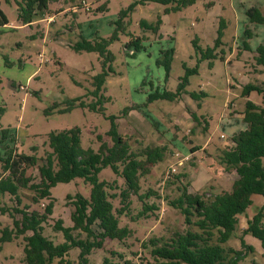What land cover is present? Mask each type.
I'll list each match as a JSON object with an SVG mask.
<instances>
[{"label": "rangeland", "instance_id": "obj_1", "mask_svg": "<svg viewBox=\"0 0 264 264\" xmlns=\"http://www.w3.org/2000/svg\"><path fill=\"white\" fill-rule=\"evenodd\" d=\"M0 3L9 20V25H0V140L3 130H10V138L0 144V154L5 153L7 144L15 153H35L40 158L38 165L26 169L31 182L20 186V204L10 193L0 194V231L6 226L13 227L14 216L22 217L14 207L43 211L48 203V199L36 202L41 192L31 183L41 180L39 165L51 151L48 145L51 131L79 127L82 146L97 150L101 144L99 135L112 144L107 132L113 122L119 132L129 138L132 150L139 154L146 148L164 147L163 160L147 165L148 171L140 178L141 193L156 191V195L145 200L157 208L140 215L144 204L138 195H131L130 211L121 217V224L131 230L130 235L122 241L106 239L103 248L94 249L88 256V264H103L104 257L111 256V250L142 264L146 259L151 260L148 249L144 248L151 238L162 245L175 232L197 229L171 201L181 195L186 185L190 192L212 198L216 193L231 190L238 177L235 169H227L221 163L220 156L233 144L232 136L247 128L243 114L247 100L264 106L263 92L243 95L247 83L264 87V66L257 61V47L264 44V24L250 21L247 14L251 7H258L264 13V0H197L185 7L177 0L169 3L51 0L48 9L43 13L37 11L31 26L24 27L17 14L22 0H0ZM101 5H105L106 10L97 11ZM167 8L170 10L166 13ZM124 11L126 16L119 25ZM159 19L162 23L158 31L141 24L146 20L155 25ZM115 32L118 39L109 48L115 54L112 64L116 73L110 74L105 84L106 101L102 103L105 111L76 107L61 113L54 109L50 113L53 103H61L62 108L64 101L78 96L85 95L87 103L97 101L98 98L86 94L94 88V76L102 71L99 54L78 53L71 45L81 38H108ZM136 37L141 38L145 49L133 56L134 47L129 46V41ZM196 38L202 48L214 47L219 41L218 57L200 61L199 74L189 77L188 91L203 90L208 94L201 99L202 107L199 108L198 102L187 92L174 101L148 102L151 92L176 90L180 77L185 74V63L188 67L197 64L202 54L194 47ZM171 48L174 49L173 60L169 78H166L165 68L157 60ZM192 112L200 120L196 121ZM3 172L0 161V177ZM99 178L117 182L120 188L112 192H120L126 186L111 167L104 168ZM90 193L91 184L83 178L53 187L55 207L44 224L45 235L57 243L63 241L64 235L54 228L55 222L62 219L64 226H72L73 197L82 194L88 198ZM252 198L253 204L239 215L236 230L226 245L243 249V238L254 251H248L241 263L264 264L261 241L245 233L249 221L264 204L262 195ZM114 204L121 206L120 197L114 199ZM74 233L86 237L81 230ZM25 243L23 236L4 243L0 264H24ZM79 254V248H72L64 261L81 264ZM53 264L65 263L56 258Z\"/></svg>", "mask_w": 264, "mask_h": 264}, {"label": "trees", "instance_id": "obj_2", "mask_svg": "<svg viewBox=\"0 0 264 264\" xmlns=\"http://www.w3.org/2000/svg\"><path fill=\"white\" fill-rule=\"evenodd\" d=\"M7 1L10 2V0ZM50 1L22 0L23 5L20 4L17 8L19 21L22 24H31L37 11L45 12ZM155 1L169 3L176 0ZM177 1L182 2V7L197 2V0ZM179 8L180 5L174 7L175 10ZM104 10H106L105 5L97 8V11ZM169 10L167 8L166 13ZM247 14L250 21L264 24V13L260 8L251 7L247 10ZM124 16H126V11L118 21L119 25L123 24ZM157 22L153 25L142 20L141 24L158 31L162 21L159 19ZM8 23L7 15L0 6V25L4 26ZM117 39L118 34L115 32L108 38L101 36H96L92 40L81 38L71 45L72 49L78 53L97 52L99 54L102 71L94 76V88L86 94L93 95L98 99L87 103L84 101L85 95L78 96L64 101L65 107L62 108H60L61 103L55 102L49 109L50 113H53L54 109L61 113L76 107L105 111L102 105L106 101L103 95L105 84L108 76L116 73L112 64L115 54L109 47ZM193 44L202 54L197 64L194 67H188L185 63V74L180 77L176 90L151 92L147 96L148 102L151 103L159 99L174 101L180 99L187 92L198 102V107H202L201 99L208 94L203 90L200 92L188 91L189 77L199 74L200 61L213 60L218 57L216 50L219 47V41L215 43L214 47L202 48L196 38ZM129 46L134 47L133 56L138 51L145 49L140 37L131 39ZM257 52V61L264 66V44L257 47ZM173 53V48L164 51L163 57L157 60L159 65L164 66L166 78H169L170 75ZM221 59L224 60V57L221 56ZM6 63L8 64L7 58ZM253 91L264 93V87L253 83L244 85L243 95L248 96ZM243 114L247 128L232 136L233 144L224 149L220 156L221 163L227 169H235L238 174L232 189L216 193L212 198H205L202 194L190 192L187 185L184 186L181 195L171 203L179 208L185 215L186 221L195 225L197 229L188 228L184 232H175L170 240L162 245H158L157 240L151 238L148 243L144 244V248L149 251L151 260L146 259L145 262H141L142 264H242L241 261L245 259L248 251H254V247L247 244L243 238L241 239L243 249H234L226 245L236 230L239 215L245 213L253 204V195L260 194L264 197V106L247 100ZM192 117L196 121L200 120L195 112H192ZM107 133L112 139V144L103 140V136L99 135L98 139L101 144L97 150L82 146L79 127L51 131L48 134V145L51 151L43 158L45 162L39 165L40 182L31 183V186L41 192L36 198V202H39V199H48L49 201L43 211H29L14 207L17 213L22 214V217L14 216L13 227L6 226L0 231V252L4 243L23 236L26 241L24 264H53L56 258H59L62 263L70 264L68 261H64V257L72 248H79L80 263L88 264V256L94 249L103 248L106 239L122 241L130 235L131 230L127 225L121 224V217L130 211L131 195H138L144 204L140 215L157 208L155 204L149 205L145 200L156 195V191L151 189L141 193L140 178L147 170V165L163 160L164 147L146 148L143 154H139L132 150L129 138L119 132L116 123L113 122ZM8 138H10V130L4 129L0 144L5 143ZM193 151H195L194 148ZM143 156L144 158H141ZM39 160L40 158L35 153H15L12 146L6 144L5 153L0 154V161L3 162L4 167V172L0 177V194L10 193L17 198L20 204L19 188L27 186L31 182V178L26 176V169L38 165ZM106 167H111L117 175L124 179L126 186L120 192L111 191L120 188L116 181L109 182L99 178V173ZM76 178H83L91 184L90 197L87 198L82 194H76L73 197L75 210L71 215L72 226H64L62 219L55 222L54 228L64 235V240L57 243L44 233V224L52 216L55 207L52 188L58 183H67ZM69 197L72 198L70 195ZM117 197H120V207H116L114 204V199ZM3 210L6 211L4 208ZM75 230L85 232L86 237L75 235ZM245 233L258 238L264 249V204L249 221ZM103 264L137 263L133 259H128L126 254L111 250V256H105Z\"/></svg>", "mask_w": 264, "mask_h": 264}, {"label": "crops", "instance_id": "obj_3", "mask_svg": "<svg viewBox=\"0 0 264 264\" xmlns=\"http://www.w3.org/2000/svg\"><path fill=\"white\" fill-rule=\"evenodd\" d=\"M32 23H33V22H32ZM32 23H31V24H32ZM7 25H9V23H8V24H6V25H4V26H7ZM20 25H21V26L23 25L22 27H24L25 25H29V26H31L30 24H22V22H21V24H20ZM1 26H2V25H1ZM19 29H23V28H19ZM254 195H256V194H254ZM254 195H253V196H254Z\"/></svg>", "mask_w": 264, "mask_h": 264}, {"label": "built area", "instance_id": "obj_4", "mask_svg": "<svg viewBox=\"0 0 264 264\" xmlns=\"http://www.w3.org/2000/svg\"><path fill=\"white\" fill-rule=\"evenodd\" d=\"M88 8H89V6H88Z\"/></svg>", "mask_w": 264, "mask_h": 264}]
</instances>
